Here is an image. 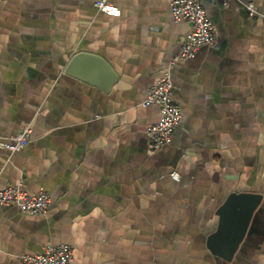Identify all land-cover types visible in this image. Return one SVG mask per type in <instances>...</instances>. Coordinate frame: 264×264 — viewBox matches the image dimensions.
Returning a JSON list of instances; mask_svg holds the SVG:
<instances>
[{
  "label": "crops",
  "instance_id": "0c3cea01",
  "mask_svg": "<svg viewBox=\"0 0 264 264\" xmlns=\"http://www.w3.org/2000/svg\"><path fill=\"white\" fill-rule=\"evenodd\" d=\"M110 1L118 17L95 0H0V140L31 128L20 152L0 150V190L50 200L39 216L0 208V264L47 245L70 247L72 264H216L206 242L230 194L261 201L228 264H264V21L200 0L215 40L174 61L191 26L171 0ZM78 53L115 79L82 62L66 74ZM164 73L181 121L151 151L160 112L143 103Z\"/></svg>",
  "mask_w": 264,
  "mask_h": 264
},
{
  "label": "built area",
  "instance_id": "2783aa9c",
  "mask_svg": "<svg viewBox=\"0 0 264 264\" xmlns=\"http://www.w3.org/2000/svg\"><path fill=\"white\" fill-rule=\"evenodd\" d=\"M232 1L239 4L248 16L264 21V16L258 15L255 10L254 0H224L223 6L227 7ZM94 7L106 16L118 17L120 15L119 9L110 0H95ZM170 13L175 22H187L191 26V32L182 42L174 61L191 60L201 48L213 44L216 31L200 0H171ZM172 91L171 78L168 73H164L149 90L143 103V106H157L160 112L159 121L146 130L151 151H158L168 145L173 132L180 124L181 111L171 100ZM30 134V126H24L15 136L0 140V150L6 152L8 156L20 152L29 143ZM170 177L175 181L179 179L174 172L170 174ZM49 203V197L44 191L29 196L20 185L0 190V208L15 207L29 216L45 215ZM72 260V250L65 245H47L41 254L20 258L21 264H72Z\"/></svg>",
  "mask_w": 264,
  "mask_h": 264
},
{
  "label": "water",
  "instance_id": "95a60500",
  "mask_svg": "<svg viewBox=\"0 0 264 264\" xmlns=\"http://www.w3.org/2000/svg\"><path fill=\"white\" fill-rule=\"evenodd\" d=\"M91 63L100 69L108 78L109 82L115 79L110 67L103 59L86 53L76 54L68 66L65 73L72 75L76 73V67L80 63ZM76 68V69H75ZM82 79H84L82 77ZM261 197L253 194H230L217 214L219 225L216 232L212 233L206 242L207 249L214 258L216 264H228L241 245L249 221L259 206ZM240 205V209L234 210L235 205Z\"/></svg>",
  "mask_w": 264,
  "mask_h": 264
}]
</instances>
